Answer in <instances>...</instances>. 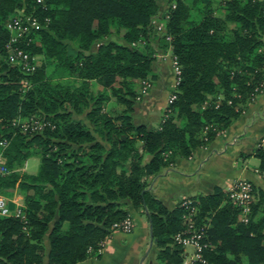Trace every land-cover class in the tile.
I'll use <instances>...</instances> for the list:
<instances>
[{"label": "trees", "instance_id": "16d2710c", "mask_svg": "<svg viewBox=\"0 0 264 264\" xmlns=\"http://www.w3.org/2000/svg\"><path fill=\"white\" fill-rule=\"evenodd\" d=\"M224 4L221 15L210 0H175L166 13L156 0H0V158L6 171L0 174V193L31 191L23 209L28 232L18 218L0 217L1 264H42L39 251L46 235L45 264L85 260L112 222L127 216L122 199L152 222L158 264L181 263L173 235L184 227V209L168 208L157 198L150 187L153 178L174 155L188 156L204 143L205 127H227L239 115L233 104L245 101L233 91L251 94L250 73L256 80L264 75L255 68L264 66V51H259L264 1ZM21 9L39 22L18 42L31 56H43L31 72L9 64L4 48L5 25ZM167 47L177 58L181 80L170 115L149 128L133 114L135 81L154 76V54ZM49 63L79 84L52 83L45 72ZM24 78L30 86L23 91ZM94 82L102 90L93 91ZM219 94L223 98L217 100ZM32 115L46 123L38 132L13 127L17 117ZM207 134L215 135L212 128ZM34 149L40 151L37 173L14 172ZM169 151V158L163 157ZM253 155L264 171V148ZM253 193L247 222L238 220L240 207L218 186L196 198V221L207 247L206 263L193 264H264V190Z\"/></svg>", "mask_w": 264, "mask_h": 264}, {"label": "rangeland", "instance_id": "374dc122", "mask_svg": "<svg viewBox=\"0 0 264 264\" xmlns=\"http://www.w3.org/2000/svg\"><path fill=\"white\" fill-rule=\"evenodd\" d=\"M156 1L158 2L159 6H161L162 11L164 13L168 12L170 7L175 6L174 5L175 0H156ZM185 1L187 2L189 0H185ZM262 1H264V0H262ZM205 2H207V0H204V3ZM210 2H211V5L215 8V11L217 13H219L221 15L225 13L224 0H210ZM226 24H227L226 26H228L230 29L232 27H235V24L233 22H227ZM154 25L156 27H160L161 23L158 21H155ZM158 35H159V37L162 36L163 30L159 29ZM112 38L118 39L113 34H112ZM262 38H263V42H264V37H262ZM95 48H96V46L93 47V50ZM73 49H74V45L72 43H69V51L73 52ZM259 51L260 52L264 51V44L261 46ZM174 56L175 55H174V53L170 47H167V49L165 51H158L157 53L154 54V58L151 62V66H150L151 71H152L154 76L153 77L148 76V77H146V79H141V80L135 81L134 90L136 91L137 95L134 98L133 114L135 115V120L137 122H141L146 127H149V128L158 127L165 119L168 118V115H170V114H168V112L170 111V109L168 107L170 104L169 99H170V95L172 93L176 94V87H177V84L175 85L174 71L172 70V60H173ZM42 61H43V56H41L40 54H37V56L35 57V63L37 65L36 67H38L42 63ZM238 68H239V66L234 67V69H238ZM255 68L257 71H262V73L264 74V66L261 67L262 69H260L256 66H255ZM45 72L47 73V76L52 83H60L61 82L64 84H69L71 86L79 84L78 79H76L73 76L66 75L65 71L61 67L59 69L55 68L54 64L49 63L47 65V67L45 68ZM256 79L257 78L255 77V74L250 73V80H248L249 82L248 81L247 82L248 83H252V82L255 83L254 91L251 94H247L246 96H243L239 92H237L236 89L235 90L233 89L234 91H233L232 95H234V97L236 96V97L242 98V99L245 98V101H243V103L236 101L235 104H233L234 107H236V108L239 107V110H238L239 115L236 118H234L233 121H231V123L227 127H216V125H214V124H212V127L209 126L212 128L213 134H215L214 137H212V139H210L208 137V134H207L208 129H211V128L205 127L203 132H202L204 135L205 142L202 144H198L191 151V153L188 156H182L179 154L174 155L172 157V160H171L168 168L178 167L177 163L179 162V160L181 163L184 162V164H187L188 161L190 162L191 160H194L197 157V155L200 154V151L201 152L203 151V153L205 151H209L212 148V145L213 146H216V144L222 145L223 139L228 140L229 138H231L232 135H231V133H229V128L231 127V125L233 123H235V121L238 119V117L247 115V112H248L247 110L252 104L257 103V102L264 103V75H263L262 79L261 78L259 80H256ZM20 84H21V89L24 91L27 87L30 86V81L27 80L26 78H24V79L20 80ZM92 87H93V91L102 90L101 86L95 82L92 84ZM222 98H223L222 94H219L217 96V100H220ZM228 102L232 103L231 100H229ZM110 103L111 102H109V104ZM243 105H244V107L240 108ZM36 123H38V125L40 126V124L43 123V120L38 115H32V116H28V117H17L14 120V122L12 123V125L15 128L18 127L19 130L22 132H38L42 128V124H41V127L38 126L39 128L32 129V127H34V125H36ZM234 138H235V136H234ZM234 141L235 140H233V138H232L231 142L234 143ZM220 147L222 148L223 146H220ZM257 147L264 148V137H261L256 141V147L252 150V152H254V150ZM162 155L165 158H169V155H171V152L170 151L164 152V153H162ZM149 158H150L149 155H146L145 161H148ZM240 158H241V156H240ZM2 162H4V161L0 158V171L3 168ZM39 164H40V151L34 149L32 155L27 157L23 161V163H18V165H14L12 170L16 173L17 172H25V173H29V174H35L38 171ZM247 165H249V164L247 163ZM249 167L251 168V166H249ZM253 172L256 176L259 177L260 181L264 185V176L262 174L263 171L260 168H258V166H257L256 168L253 169ZM4 173H6L5 170L3 171L2 174H4ZM239 181H248L251 183L253 189H257V188L262 189V187L255 186L252 181H250L247 178H243V177H237L234 180L229 181L226 184L225 189H222L218 185H216V186H218L222 190H224L227 197H228L229 191L231 192V190L234 189L235 185ZM150 187H151V185H150ZM29 192L31 194V191H29ZM29 192H27V194H29ZM212 192H213V190L210 193H212ZM210 193L197 192V193H192L191 195L190 194L181 195V196H187L189 199L194 200V203L197 206V211H196L197 213L195 215V219H197L196 216L199 212V206L197 204L196 198L199 195H206V194H210ZM27 194L20 189L18 191L14 190L11 193H0V199L5 204H7L6 206L8 208V212L10 214H12L13 212H16L17 210H20L21 214L19 216V220L22 222V224H23L22 228L25 232L29 231L28 225H26L27 219L25 217V213L23 212V209L25 206V203H24L25 196ZM156 197L158 198V196H156ZM179 198H178L177 204H179ZM253 198L255 199L254 193H253ZM119 201L122 204V208L127 211V216L124 218H128V217L132 218V220L134 222L133 229L135 228V225H136L135 218L136 219L140 218L141 221L144 222V226H145V230H146V227L148 226V221H147L145 214L142 212L141 208H138V209L135 208L132 205L131 201H129V199H122ZM230 201L232 202L231 199H230ZM163 203L167 206V204L164 201H163ZM167 207L171 208L169 206H167ZM238 216H239V214H238ZM124 218H122V219H124ZM122 219L112 222L109 232L104 236V238H102L100 241H98L96 249L92 250L91 247L88 248V252L90 253V256L98 255V254H101L103 251H105V249L107 247V243L109 242V239H110L112 234H114V233L128 234L122 230H118V229L114 228V223L119 222ZM238 220H239V218H238ZM46 236L44 237V239L42 240V242L40 244L43 247L42 251H39V253L42 256V264H45V262H46L47 252L49 249ZM153 244H154V242H153ZM154 247H155L156 252H157L159 249L156 246V244H154ZM183 252L185 254H188V256H190L193 252L192 247L188 246V247L183 248V249L181 247V254H180L181 259H182L181 262L184 259L186 260V258L183 256V254H184ZM157 263H158V261H157Z\"/></svg>", "mask_w": 264, "mask_h": 264}, {"label": "crops", "instance_id": "0c3cea01", "mask_svg": "<svg viewBox=\"0 0 264 264\" xmlns=\"http://www.w3.org/2000/svg\"><path fill=\"white\" fill-rule=\"evenodd\" d=\"M247 111V115L238 117L231 125L232 136L223 139L222 145L219 144L222 148L212 145L209 151H200L187 164L179 160L178 167L163 169L155 176L151 184L154 194L173 207L183 194L210 193L216 185L225 189L226 184L237 177L247 178L264 190L263 183L253 172L259 159L252 152L256 141L264 137V103H254ZM135 222V228L128 234H112L101 254L88 256L75 264H158L154 244H149V222L146 230L140 218H135Z\"/></svg>", "mask_w": 264, "mask_h": 264}, {"label": "built area", "instance_id": "2783aa9c", "mask_svg": "<svg viewBox=\"0 0 264 264\" xmlns=\"http://www.w3.org/2000/svg\"><path fill=\"white\" fill-rule=\"evenodd\" d=\"M37 27H39L38 20L30 15H26L23 9L20 10L14 18L8 20L5 25V28L8 31V38L4 46L7 53L6 60L11 65H19L25 72L33 71L37 65L35 63V57L31 56L28 52L18 46V42L21 38H23V36L29 34L33 29H37ZM172 70L174 71L175 85H178L181 80V70L175 56L172 60ZM175 98L176 94L172 93L169 101L172 102ZM41 124L43 126L46 123L43 122ZM41 124L39 126L38 123H36L32 129L41 127ZM0 146H4V142L0 141ZM4 170L5 169L2 168L0 174H2ZM262 174L264 176V171ZM228 198L240 207V213L238 216L239 220L247 222L248 214L251 209V203L254 200L253 187L251 183L248 181L237 182L234 189L231 190V192L229 191ZM6 205L7 204L0 199V217L13 216L19 219L21 214L20 210L10 214ZM179 206L184 209V213L182 214L184 227L173 235V241L174 243L180 245L182 249L190 246L193 251L190 256L183 252V256L186 260L184 259L180 264H193L195 262L206 263L204 249L207 247V244L203 242L204 229L202 226L198 225L195 219L197 206L194 203V200L189 199L187 196H181L179 198ZM133 227L134 222L130 217L114 223V228L122 230L125 233L132 231Z\"/></svg>", "mask_w": 264, "mask_h": 264}, {"label": "water", "instance_id": "95a60500", "mask_svg": "<svg viewBox=\"0 0 264 264\" xmlns=\"http://www.w3.org/2000/svg\"><path fill=\"white\" fill-rule=\"evenodd\" d=\"M124 138V137H123ZM152 222L150 221L149 219V228H150V241H149V244L152 245V242H153V235H152Z\"/></svg>", "mask_w": 264, "mask_h": 264}]
</instances>
